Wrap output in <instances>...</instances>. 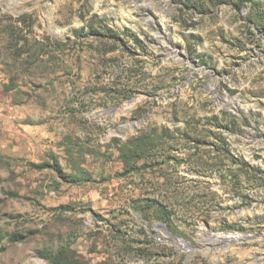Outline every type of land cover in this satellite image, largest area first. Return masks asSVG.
<instances>
[{
	"label": "rangeland",
	"instance_id": "1",
	"mask_svg": "<svg viewBox=\"0 0 264 264\" xmlns=\"http://www.w3.org/2000/svg\"><path fill=\"white\" fill-rule=\"evenodd\" d=\"M0 264H264V0H0Z\"/></svg>",
	"mask_w": 264,
	"mask_h": 264
},
{
	"label": "trees",
	"instance_id": "2",
	"mask_svg": "<svg viewBox=\"0 0 264 264\" xmlns=\"http://www.w3.org/2000/svg\"><path fill=\"white\" fill-rule=\"evenodd\" d=\"M128 144L130 145V147L127 151L132 153L131 157L133 158V160L128 158V156H124L123 162L126 166H130V170H133V167L131 166L135 165L137 160L141 159L140 157L145 155L146 149L143 148V142L141 144L140 140H137V138L128 142ZM127 146L128 145H125L124 148H127Z\"/></svg>",
	"mask_w": 264,
	"mask_h": 264
},
{
	"label": "bare ground",
	"instance_id": "3",
	"mask_svg": "<svg viewBox=\"0 0 264 264\" xmlns=\"http://www.w3.org/2000/svg\"><path fill=\"white\" fill-rule=\"evenodd\" d=\"M220 239V238H219ZM223 239V238H222ZM230 240V239H229ZM224 243V240H215V239H207L205 240V242L203 243L206 247H212V248H218L220 247L222 244Z\"/></svg>",
	"mask_w": 264,
	"mask_h": 264
}]
</instances>
